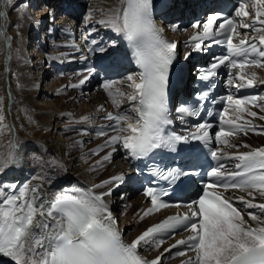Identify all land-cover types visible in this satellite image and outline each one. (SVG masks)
<instances>
[{
    "label": "snow or ice",
    "instance_id": "obj_1",
    "mask_svg": "<svg viewBox=\"0 0 264 264\" xmlns=\"http://www.w3.org/2000/svg\"><path fill=\"white\" fill-rule=\"evenodd\" d=\"M7 3L11 4L12 0H7ZM252 6L255 8L256 17L252 24L243 22L242 18L251 14L244 2L239 3L235 10V15L241 18L238 22L212 12L206 14L204 20L191 24L192 28L203 29L201 34L193 37V40L197 41L195 50L202 51L200 41L214 36H223L227 44L228 54L214 58L210 67L201 68L199 79L209 80L216 76V69L223 65L229 71L234 68L240 70L236 76L238 87H244L245 81L247 86H253L257 79L256 74L252 73L251 78H248L243 74V70L246 65L264 68V49L258 48L255 37L249 40L247 35L238 43H233V34L240 35L236 31L237 24L249 29L258 20L259 24L264 26V19H260L264 17V0H254ZM153 7V0H122L120 9L110 19L100 21L101 24L111 26L129 42L134 49V62L141 69L140 82L133 84L136 94L130 97L131 101L138 102L133 105L131 112L139 116L135 125H127L132 134H119L125 131L120 127L121 121L131 120L130 115L109 113L106 116V119L115 122L107 128L116 132L106 144H122L124 149L137 158L145 157L155 149L167 147L171 152H177L179 144L191 140L208 143L211 139L210 123L197 124V131L190 136L164 134V126L172 123L166 96L169 69L177 45L162 37L163 28L155 23ZM214 43L219 44L222 41L215 40ZM259 45L264 46V35L259 36ZM101 50L103 51V48ZM255 56L261 59H256ZM87 79L89 77L86 76L80 84L83 85ZM128 79L133 78L129 76ZM229 83L233 81L230 79ZM104 88L109 90L110 84L105 83ZM109 95H113L110 90ZM207 96L208 93L205 92L200 99H206ZM225 99L237 108L249 100L253 105L257 101L255 96L234 100L229 95ZM113 102L117 103L115 99ZM175 112L181 120L186 114L199 115L186 104L177 106ZM225 112L227 109L220 113L221 124L232 125V128L225 131L221 127L215 132V138L217 142L229 145L225 137L233 136L237 131L247 133L249 128L236 124L235 120H225ZM247 114L257 116L253 111ZM260 119L264 120V116ZM3 120L4 116L0 115V121ZM101 134H106V130L102 129ZM229 146L240 147L236 144ZM113 151H116L115 147ZM210 155L217 161L223 159L218 156L217 150H212ZM110 157L111 153L104 159L108 160ZM229 158L236 161L235 170L228 171L220 163L212 167L206 175L215 177L219 183L204 184L202 194L186 202L190 213L167 217L162 222L148 227L131 243L122 241L121 233L115 227L114 217L104 202L103 197L110 196L112 189L100 194H94L91 190L74 189L73 194L60 192L44 198L39 187L30 188L27 184L18 187L14 183L0 185V254L10 257L15 264H162L164 253L171 252V248L188 245L189 249L195 252V258L187 261V264H264V227H251L228 197L222 193L208 191L209 188L222 187L225 191H247L253 199L256 198L254 193L264 197V147L238 152ZM197 174L195 168L176 166L168 167L159 178L168 182L173 193H179L189 186L194 187L196 181L193 177ZM122 180L123 176L112 177L96 187ZM144 194L150 198L152 205L145 215L169 207V204L161 199L162 195H168L167 192L158 193L154 188L148 187ZM237 200L246 209L264 210V203H252L244 196L238 197ZM248 215L251 220L264 223L260 216L254 213ZM193 217L197 219L193 220ZM181 226L184 230L190 229L193 234L187 239L177 240L171 248H165L155 259L145 260L138 255L139 246L154 244L159 248L169 234L175 235ZM184 254V251L177 253L180 256Z\"/></svg>",
    "mask_w": 264,
    "mask_h": 264
},
{
    "label": "bare ground",
    "instance_id": "obj_2",
    "mask_svg": "<svg viewBox=\"0 0 264 264\" xmlns=\"http://www.w3.org/2000/svg\"><path fill=\"white\" fill-rule=\"evenodd\" d=\"M36 1L12 0V3L8 4L7 0H0V107L3 108L5 122L10 120L14 130L12 132L11 127L9 134L8 129V134L4 137L0 134V174L2 177H14L13 166L17 162H20L21 166L24 165L26 157V164L37 166L41 173L40 176H33L28 183L45 192L48 190L47 183L50 178L58 173L65 174L69 181L79 179L90 183L117 173L121 167L117 165L116 160H100L106 153L95 149V141L100 139L95 138V141L85 145L84 135L70 129L73 124L87 120L83 118L94 111L92 101L97 99L98 95L92 94L86 103L80 102L72 92L54 89L61 83L59 78L45 87L49 88V100L40 97V92L44 89L40 88V83L47 73L44 53L39 51L33 54L24 44L26 38L30 37L32 28L37 30L46 6L53 8L55 1L39 0L37 8L34 9L31 4ZM121 5L122 0H89L86 10L90 14L87 18L110 31L112 27L101 24L100 21L110 19ZM59 21L60 19H57L56 22ZM48 59L52 60L54 57ZM125 87L130 91L129 84L125 83ZM56 132L61 137L58 141L53 137ZM242 140L246 141L241 144L243 149L248 148L243 145L264 144V137L260 138L254 134L244 135ZM89 150L98 154L92 157ZM45 164L49 165L48 170H45ZM18 170H21V167ZM241 195L245 197L244 194ZM256 198L254 200L251 197L255 204L264 203V197L258 195ZM138 199L139 196L130 199L127 207L118 212L120 223L126 225L125 234L128 236L155 218H136ZM129 207L131 208L128 209ZM260 217L264 220V216ZM262 224L255 221L254 225L259 227ZM160 248L161 246L148 249L149 256L156 254Z\"/></svg>",
    "mask_w": 264,
    "mask_h": 264
},
{
    "label": "rangeland",
    "instance_id": "obj_3",
    "mask_svg": "<svg viewBox=\"0 0 264 264\" xmlns=\"http://www.w3.org/2000/svg\"><path fill=\"white\" fill-rule=\"evenodd\" d=\"M57 21V20H56ZM46 82H47V80H46ZM53 83V82H52ZM2 109L3 108H1L0 107V115H3V112H2ZM2 113V114H1ZM4 116V115H3ZM8 123H10L9 124V126H8ZM8 123H6L5 122V119L3 120V121H0V134H1V136H6L8 133V129H9V134H10V128H11V131L13 132L14 130H13V126H12V124H11V122H10V120H9V122ZM15 126V125H14ZM53 137H54V139H56L57 141H58V139H61V137H60V135H59V133H57L56 132V134L55 135H53ZM258 137H260V136H258ZM260 138H262V137H260ZM95 152V151H94ZM98 153L97 152H95V153H93L91 156L92 157H95L96 155H97ZM52 161V160H51ZM51 164H53V162H50ZM44 167H45V170H48L50 167H49V165L48 164H45L44 165ZM87 181H89V178H87L86 179ZM131 207H129L128 209H130Z\"/></svg>",
    "mask_w": 264,
    "mask_h": 264
}]
</instances>
